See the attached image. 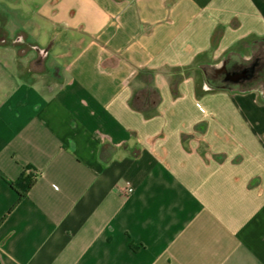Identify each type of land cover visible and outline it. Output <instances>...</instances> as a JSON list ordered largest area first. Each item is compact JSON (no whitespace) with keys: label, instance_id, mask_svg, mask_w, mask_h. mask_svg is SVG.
Returning <instances> with one entry per match:
<instances>
[{"label":"crops","instance_id":"0c3cea01","mask_svg":"<svg viewBox=\"0 0 264 264\" xmlns=\"http://www.w3.org/2000/svg\"><path fill=\"white\" fill-rule=\"evenodd\" d=\"M0 17V264H264V0Z\"/></svg>","mask_w":264,"mask_h":264},{"label":"trees","instance_id":"16d2710c","mask_svg":"<svg viewBox=\"0 0 264 264\" xmlns=\"http://www.w3.org/2000/svg\"><path fill=\"white\" fill-rule=\"evenodd\" d=\"M27 170L29 171L28 175H22L18 180L9 182L10 185L19 193V199L17 203L27 196V194L35 185L37 179V175L33 173L34 169L32 167H28Z\"/></svg>","mask_w":264,"mask_h":264},{"label":"water","instance_id":"95a60500","mask_svg":"<svg viewBox=\"0 0 264 264\" xmlns=\"http://www.w3.org/2000/svg\"><path fill=\"white\" fill-rule=\"evenodd\" d=\"M246 76H247V72H243V73L234 74V75H230V74H228V75H227V78H228L229 80H234V81H236V80L240 79L241 77H246Z\"/></svg>","mask_w":264,"mask_h":264},{"label":"rangeland","instance_id":"374dc122","mask_svg":"<svg viewBox=\"0 0 264 264\" xmlns=\"http://www.w3.org/2000/svg\"><path fill=\"white\" fill-rule=\"evenodd\" d=\"M1 2L4 3V2H6V0H0V3H1ZM1 20H2V17H0V41H1V40H4V39L6 38V35H5L6 33H5V31H4V29H3V26H2V24H1V23H2ZM28 48H30V47H28Z\"/></svg>","mask_w":264,"mask_h":264},{"label":"built area","instance_id":"2783aa9c","mask_svg":"<svg viewBox=\"0 0 264 264\" xmlns=\"http://www.w3.org/2000/svg\"><path fill=\"white\" fill-rule=\"evenodd\" d=\"M133 191H134V189L132 187H130L127 189V194H131V193H133Z\"/></svg>","mask_w":264,"mask_h":264}]
</instances>
